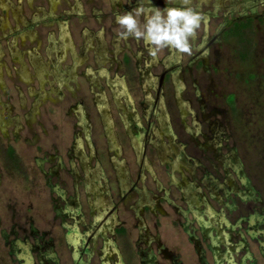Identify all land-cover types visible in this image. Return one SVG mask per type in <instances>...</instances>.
<instances>
[{
	"label": "rangeland",
	"instance_id": "obj_1",
	"mask_svg": "<svg viewBox=\"0 0 264 264\" xmlns=\"http://www.w3.org/2000/svg\"><path fill=\"white\" fill-rule=\"evenodd\" d=\"M260 2L189 0L203 20L190 55L173 49L183 120L174 68L161 62L170 49L151 67L170 121L162 156L151 131L157 117L145 105L156 91L142 89L135 55L147 48L122 38L116 23L138 0L0 5V264H264ZM61 26L80 56L76 65L69 47H55ZM100 36L106 46L97 62ZM38 58L44 67L36 70ZM22 62L28 71L18 75ZM111 82L122 100L127 90L137 119L117 106ZM92 89L106 93L120 148L107 142ZM122 116L144 139L132 140Z\"/></svg>",
	"mask_w": 264,
	"mask_h": 264
},
{
	"label": "flooded vegetation",
	"instance_id": "obj_2",
	"mask_svg": "<svg viewBox=\"0 0 264 264\" xmlns=\"http://www.w3.org/2000/svg\"><path fill=\"white\" fill-rule=\"evenodd\" d=\"M5 1L6 0H0V5L4 6ZM253 1H256V0H253ZM263 2H264V0H261L260 3H263ZM255 3L256 2H254V4ZM255 5H257V3ZM245 18H248V17L244 16V19ZM256 19L258 20L259 18L256 17L254 20L252 19L254 25H255V20ZM227 26L228 25L226 24V21L224 20V22H222V24L219 26V28L222 29V31H224L227 28ZM217 34H219V29H218V33ZM59 40H60V42H58V43L53 41L54 43H56L55 47L56 46L59 47L60 43H61V48H64V50H66L69 47V49L71 51V57H72V60H73L72 63L74 65H76L80 61V56L77 53V51L73 47H71V42L69 43V35H68L67 31H66V28H64V26H61ZM53 42H52V44H53ZM103 46H106V43L104 42L102 36H100L98 38V40H97V45L94 48V58L96 59L97 62H100V60H99L100 57L102 58V53L104 51V50H102ZM135 55H136V58H137L139 75L141 77L142 89L146 90V91L149 90L150 92L152 90L156 91L157 98L154 99L152 94L147 95L148 99L145 100V105H146V107H151V111L154 112L155 116L157 117V130L158 131L155 130V128L152 129L151 131L153 133H155V137H156V141H157V143H156L157 144V150H158L160 156H162V155L165 154L166 149L169 148V146H170L169 144L165 143V141L163 140V137H164V135L170 137L171 132H170L169 115H168L167 109H166V107L164 105V102L162 100V95L160 93L161 92L160 91V85H159L160 83H159L157 77H155L153 75L152 70H151V67L158 63V59L151 57L149 55L148 51H146V53H144V50L142 48H140ZM143 55H145V56H143ZM32 62L35 63L36 67L35 66L34 67H35L36 70H38L37 69V65H38V67L40 65L41 66L43 65V67H44V64L41 62V60L39 61V58L37 60L33 59ZM161 62H162L163 65L169 67L170 69L174 68V70H173V80H174L175 103H176V107H177V110H178L179 117L183 120L184 112H185V106L186 105H185V102H183V100H182V94H181V92H182L181 91V89H182V81L180 80L179 70L176 68V67H178L179 62H180V53L175 52L173 49H170V51L167 50L166 54L162 58ZM20 67L21 68L17 69L18 75H21L24 70L25 71L27 70L25 63H23V62H22ZM41 69H43V68L41 67ZM70 72H71V70H70ZM0 79H1V72H0ZM92 81H94V77L92 78ZM92 81L89 82V86L96 87L98 85L96 82H98V81H95V83L92 82ZM114 84L115 83L111 82V83H109L108 87H109L111 92H113V93L115 92V95L118 98L117 99V103H116L117 106L119 104H123V106H124V110H123L124 115L128 116L129 110H130V111H132L134 119H137V117H138L137 116V111H136V109L134 107V103H133V100H132L131 96L129 95L127 90H125L126 99H125V96H124V99L122 100L121 96H120L119 89H116V88L112 87ZM179 88H180V90H179ZM92 90L94 92L93 96L95 97V101L97 102L98 109H99V106H100L99 104L100 103H104V106H106V108L108 110V115L110 116V119L112 121V129H113V134H114L113 136H111V132H109V128H108V130H105V127H104V124H103L104 132H105V135L107 137V142H108L110 147L117 146L118 148H120V145H119V142H118V137H117V134H116V131H115L113 116H112V113H111V110H110V107H109V102H108L106 93L103 90H100V91H95L94 89H92ZM178 94H180L181 99L177 98ZM125 109H127V110H125ZM144 110H147V109H144ZM99 114H100V117H101V120H102V123H103V119H102L100 110H99ZM122 119H123L122 121H124V123L127 126L128 132L131 134V130L129 128L130 124L126 123L127 119H125L124 116H122ZM131 129H132V131H134L132 125H131ZM145 135H146V132L144 130H142V131H139L137 135L132 133L131 137H132V140L135 141L137 139L136 137L144 139ZM169 139L171 140V138H169ZM139 145H141V144H139ZM116 169H117V174H118V176L121 179L126 176L127 168H126L125 164L120 163V165L117 166ZM141 238H143V236H141ZM107 242L108 241H106V243ZM107 250H108V248H106L105 251H107ZM141 253H142V255H147L143 250H141Z\"/></svg>",
	"mask_w": 264,
	"mask_h": 264
},
{
	"label": "clouds",
	"instance_id": "obj_3",
	"mask_svg": "<svg viewBox=\"0 0 264 264\" xmlns=\"http://www.w3.org/2000/svg\"><path fill=\"white\" fill-rule=\"evenodd\" d=\"M170 6L165 0V7L154 6L152 0H138L135 7L116 16V23L123 31L122 38H135L143 41L149 55L157 58L164 49H175L183 54H191L190 40L201 27L203 16L195 8L188 6Z\"/></svg>",
	"mask_w": 264,
	"mask_h": 264
},
{
	"label": "bare ground",
	"instance_id": "obj_4",
	"mask_svg": "<svg viewBox=\"0 0 264 264\" xmlns=\"http://www.w3.org/2000/svg\"><path fill=\"white\" fill-rule=\"evenodd\" d=\"M99 110L103 119V124L105 127V130H108L109 128V132H111V136H113V129H112V121L110 119V116L108 115V110L106 108V106H104V103H100L99 104ZM126 123L129 124V122L126 120Z\"/></svg>",
	"mask_w": 264,
	"mask_h": 264
}]
</instances>
